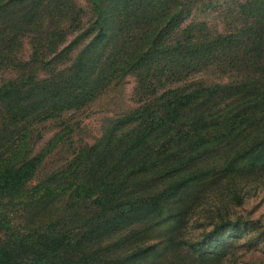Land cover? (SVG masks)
I'll return each instance as SVG.
<instances>
[{"label":"trees","instance_id":"16d2710c","mask_svg":"<svg viewBox=\"0 0 264 264\" xmlns=\"http://www.w3.org/2000/svg\"><path fill=\"white\" fill-rule=\"evenodd\" d=\"M85 1L84 22L77 0H0V65L16 70L0 82V264H203L197 243L156 258L154 231L184 223L211 176L264 165V125L247 123L264 116V0H243L229 32L186 22L194 0ZM210 65L228 79L195 81ZM128 73L138 104L36 178L63 136L36 148L40 124Z\"/></svg>","mask_w":264,"mask_h":264},{"label":"rangeland","instance_id":"374dc122","mask_svg":"<svg viewBox=\"0 0 264 264\" xmlns=\"http://www.w3.org/2000/svg\"><path fill=\"white\" fill-rule=\"evenodd\" d=\"M242 1L194 0L191 15L186 22L206 21L215 32L233 31L241 20ZM77 2L85 9V22L90 16L86 1ZM71 36L68 35L67 39ZM29 53L30 44L24 38L21 56L27 58ZM231 72L235 70H229ZM222 73L218 66L210 65L195 74V81L227 80V75ZM15 74L14 67L0 65V82ZM135 86V75L128 73L108 85L82 108L70 109L60 117L44 120L40 124L43 136L38 140L36 148L45 146L56 131H61L63 136L44 158L36 178L66 163L79 147L93 143L101 135L109 118L136 106ZM226 103L210 112L208 118L212 122L217 121L227 108L237 102L235 98H230ZM262 118L254 117L247 123H252L251 126L259 123L264 125ZM251 169L245 173L235 172L225 177L213 175L208 178V185L203 186L204 197L197 200L192 215L184 223L173 230H168L169 221L156 227L153 241L160 239L157 245L160 251L156 258L160 259L163 250L175 245L197 243L206 245L211 251L208 253L211 259L203 264H264V165ZM17 219L16 223L24 220L18 214ZM170 231L174 238L165 246L161 241L169 236Z\"/></svg>","mask_w":264,"mask_h":264}]
</instances>
